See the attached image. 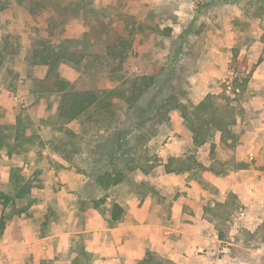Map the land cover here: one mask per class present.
I'll list each match as a JSON object with an SVG mask.
<instances>
[{
	"label": "crops",
	"instance_id": "crops-1",
	"mask_svg": "<svg viewBox=\"0 0 264 264\" xmlns=\"http://www.w3.org/2000/svg\"><path fill=\"white\" fill-rule=\"evenodd\" d=\"M102 1L105 7L116 2ZM176 4L172 16L161 17L156 29L167 26L169 34L176 37L190 20L220 23L205 27L201 45L191 46L200 52L194 62L198 69L194 95L196 103L203 99L211 87L201 94V84L213 81L217 67L228 66L223 77L225 95L239 108L233 127L236 142L221 144L219 132L198 147L188 138V152L195 153L203 169L167 172V159L185 154L182 140L169 139L155 156L142 161L146 170L133 169L108 189L90 180L86 171L70 163L52 142L40 156L30 153L24 159L20 153L6 154L10 165L0 168V190L11 195V167L16 168L22 182L15 186L14 213L10 207L3 210L0 203V218L6 216L0 234V264H207V256L198 254L197 247L216 248L225 241L232 244V252L223 257L222 264H260L264 251L251 245L264 243V42L252 30L250 35L259 45L247 50L241 47L250 57L240 58L242 69L235 72L230 66L235 62L233 44L239 33L231 22L242 16L241 9L207 0L201 4L198 0H176ZM133 9L127 13L129 19L136 20L139 16ZM138 25L136 20L137 29ZM127 26L132 27V23ZM143 28L145 31L135 29L136 33L156 34L147 32L146 23ZM132 48L145 49L136 43ZM236 79L239 86H233ZM244 79L247 81L242 85ZM0 105L5 107L3 121L13 122L14 116L8 118L13 112L10 99H0ZM176 116L178 126L182 119ZM220 148L229 160L220 159ZM218 203L235 206L225 223L215 219L218 209H223ZM114 204L119 210H114L113 219ZM241 232L243 242L238 238Z\"/></svg>",
	"mask_w": 264,
	"mask_h": 264
},
{
	"label": "rangeland",
	"instance_id": "rangeland-1",
	"mask_svg": "<svg viewBox=\"0 0 264 264\" xmlns=\"http://www.w3.org/2000/svg\"><path fill=\"white\" fill-rule=\"evenodd\" d=\"M205 1L198 0V4ZM6 2L5 8L0 11V53L3 54L0 64V99H10L13 112L8 118L14 116L15 119L13 122H4L5 107L0 105V124L6 126L0 138V168L10 165L9 159H5L6 154L20 153L24 159L30 153L40 156L43 149L51 148L52 142L54 149L60 151L70 163L86 171L90 180H95L98 173L109 167L106 156L136 144V120L150 117L166 92H172L190 108L195 105L197 96L194 94L198 87L195 76L198 69L194 62L200 52L191 46L201 45L205 27L220 26L216 20L208 21L207 24L190 20L176 37L169 34L167 26L158 27L161 30L157 31L155 25L158 26L161 17L172 16L177 7L176 0H138L131 4L127 0H116L114 4L106 3V7L102 0ZM256 2V5L249 4L245 8L236 3H224L237 5L242 11V16L231 22L239 34L233 44L235 62L230 68L238 73L242 69L239 59L250 57L246 56L249 51L244 53L241 47L247 50L258 44V40L250 35L252 30L264 42V0ZM132 7L139 16L136 18L140 25L138 29L134 26L136 20L129 19L127 13ZM144 15L145 19H142ZM129 22L132 23L130 28L127 26ZM144 23L148 24L147 32L155 31L156 34H137L135 29L144 30ZM40 41L84 54L80 64L61 62L58 70L69 81L82 77V86L88 90L101 92L104 89H123L129 79L142 75L152 76L153 83L132 107L117 96L112 98L113 103L107 109L90 108L78 118L66 121L58 115L60 94H39L32 88L29 78L31 51ZM135 43L143 44L145 49L133 50ZM5 44L8 48L3 51ZM258 59H262V56ZM227 69L228 66L217 67L213 81L201 84V94L208 91V87L211 89L207 93L227 94V84L223 80ZM235 81L233 86H239V80ZM167 113V116L160 115V118L146 122L145 125H152L156 133L141 148H137L143 160L155 156L169 139L171 142L173 139L182 140L180 144L184 153L190 150L186 144L190 136L183 119L175 111ZM176 115L180 117L178 120L182 119L178 126ZM39 133L44 136V140ZM219 151L220 159L228 158L223 148ZM10 172V192L14 196L15 186L17 188L22 180L15 167H11ZM244 237L243 232L238 236L241 242ZM246 243L250 245L253 242ZM256 243L251 246L259 245L262 247L260 251H264V243ZM258 260L264 264L263 257Z\"/></svg>",
	"mask_w": 264,
	"mask_h": 264
},
{
	"label": "trees",
	"instance_id": "trees-1",
	"mask_svg": "<svg viewBox=\"0 0 264 264\" xmlns=\"http://www.w3.org/2000/svg\"><path fill=\"white\" fill-rule=\"evenodd\" d=\"M217 1L236 3L243 8L249 4L256 5L257 3L256 0ZM6 3V0H0V11L5 8ZM6 47L7 44L4 45L3 51ZM31 53L29 78L32 82L33 91L39 94H60L57 106L58 115L66 121L78 118L90 108L107 109L113 103L112 98L117 96L123 98L127 105L132 107L153 83L152 76L142 75L129 79L123 89H104L101 92L88 90L82 86V77L79 76L75 80L69 81L62 77L58 70L61 62L73 65L80 64L84 58L83 53L67 47H56L42 41L39 42V45L33 47ZM2 60L3 54L0 53V64ZM246 81L244 79L242 85ZM174 95L172 92H166L165 97L156 105L155 111L150 117L141 118L139 121L136 120L134 129L136 144L134 146L121 148L118 152L106 156L109 167L98 173L95 178L96 183L100 187L108 189L120 183L126 173L133 169L141 168L146 170L142 162L143 155L137 148H141L144 142L150 140L156 131L152 125L147 127L145 124L147 121L157 117L160 118V115L167 116V111H175L182 117L194 147L203 145L215 132L220 133V143L223 145H233L236 142L237 135L233 127L239 108L237 104L233 103L234 99L225 94L208 93L190 108ZM3 127L6 126L0 124V138H2ZM203 167L192 151L182 156H171L165 164L167 172L189 171L191 169H203ZM14 199L15 197L0 190V203L3 206V210L10 207L9 211L14 213L16 210ZM217 206H222L223 209H218L219 213L215 214V219L220 220L222 223L230 220L235 206L232 203L229 205L218 203ZM114 210H119L117 204L113 205V219L115 218ZM5 218L6 216L2 214L0 218V234L5 226Z\"/></svg>",
	"mask_w": 264,
	"mask_h": 264
},
{
	"label": "built area",
	"instance_id": "built-area-1",
	"mask_svg": "<svg viewBox=\"0 0 264 264\" xmlns=\"http://www.w3.org/2000/svg\"><path fill=\"white\" fill-rule=\"evenodd\" d=\"M24 167H27V163L24 164ZM220 244L216 248L198 246L197 253L207 256V264H222L223 257L231 254L232 244L229 241L221 242Z\"/></svg>",
	"mask_w": 264,
	"mask_h": 264
}]
</instances>
